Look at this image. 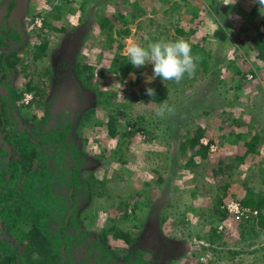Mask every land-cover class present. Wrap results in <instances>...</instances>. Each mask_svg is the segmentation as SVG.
Here are the masks:
<instances>
[{"label":"rangeland","instance_id":"374dc122","mask_svg":"<svg viewBox=\"0 0 264 264\" xmlns=\"http://www.w3.org/2000/svg\"><path fill=\"white\" fill-rule=\"evenodd\" d=\"M9 1L0 0V28L22 36L10 74L22 96L19 126L34 125L26 116L45 112L60 78L65 90L71 75L81 85L73 137L84 156L83 228L94 238L111 225L129 230L154 264H264V232L233 215L224 222L208 215L217 198L222 208L242 202L248 188L264 189V56L251 43L264 32V9L254 0H17L10 12ZM222 27L224 41L216 35ZM181 38L197 70L179 83L153 78L151 64L126 76L116 70L132 43ZM35 40L48 44L38 59ZM29 81L43 90L41 103ZM157 83L170 89L162 103L146 94ZM162 104L172 111L160 117ZM199 127L211 151L190 162L180 146ZM250 141L255 150L244 156ZM218 225L226 244L203 238L219 236ZM109 239L124 264L133 246L120 250L125 244Z\"/></svg>","mask_w":264,"mask_h":264},{"label":"trees","instance_id":"16d2710c","mask_svg":"<svg viewBox=\"0 0 264 264\" xmlns=\"http://www.w3.org/2000/svg\"><path fill=\"white\" fill-rule=\"evenodd\" d=\"M8 5L10 11L18 1L10 0ZM216 35L222 41L227 38L224 27L218 29ZM257 35L251 38V43L263 57L264 32L259 31ZM41 37L40 34L37 40ZM21 39L17 27L0 28V85L4 86V91H0V264H117V250L112 248L109 234L125 244L118 249L133 246L125 255L124 264H154V259L146 257V249L129 230L111 225L94 238L83 228L84 221L78 215L81 205L78 192L85 184L81 177L84 156L73 137L75 112L80 107L79 81L71 75L72 79H67H71L70 87H73L65 90V78H60L59 95L45 112L26 116L34 125L19 126L20 117L16 111L18 97L22 96L11 85L10 74L20 62L17 53L11 49L20 46ZM37 40L34 41L38 49L34 59H38V51L48 45L47 40ZM115 67L121 76L134 69L127 59L120 67ZM27 90H36L34 99L38 97V102L44 100L43 90L31 81ZM154 90L155 95L151 97L157 103H162L170 91L162 83H157ZM108 124L111 133L115 134L112 119ZM203 135L204 130L199 127L194 135L182 139L181 153L184 152L190 162L195 155L208 157L211 151L213 140L205 144ZM253 143L246 142L244 156L255 150ZM188 148L193 151L189 156ZM241 203L259 211L257 216L246 220L251 225L249 231L264 232V189H246ZM221 204L217 198L215 211L208 214L213 221L224 222L228 217L226 208H220ZM224 226L212 228L219 236L210 237L208 232L203 236L204 240L211 244H226L221 232ZM245 229L243 226L242 233Z\"/></svg>","mask_w":264,"mask_h":264},{"label":"clouds","instance_id":"9594fccd","mask_svg":"<svg viewBox=\"0 0 264 264\" xmlns=\"http://www.w3.org/2000/svg\"><path fill=\"white\" fill-rule=\"evenodd\" d=\"M254 2L260 6V9H264V0H254ZM125 52L133 67L141 68L147 64H151L153 66V78L159 77L164 82L171 81L179 83L186 74L191 77L197 70V58L192 55L191 45L182 38L176 41L161 39L155 42H148L146 45L132 43L126 47ZM146 94L154 96L155 90L147 88ZM166 111L171 112L172 109L168 108L166 104H162L156 115L163 117ZM237 202L242 205L240 201ZM250 209L256 210L253 208ZM258 212L257 210V214ZM257 214L251 215L244 220L255 217Z\"/></svg>","mask_w":264,"mask_h":264},{"label":"built area","instance_id":"2783aa9c","mask_svg":"<svg viewBox=\"0 0 264 264\" xmlns=\"http://www.w3.org/2000/svg\"><path fill=\"white\" fill-rule=\"evenodd\" d=\"M71 1H75V0H71ZM248 77L252 78V74H248ZM225 207H226L229 215H233L238 219L239 218L240 219H247L251 215L257 214V210H252L250 208L244 207L239 202H237L235 200H230L229 202H227Z\"/></svg>","mask_w":264,"mask_h":264}]
</instances>
